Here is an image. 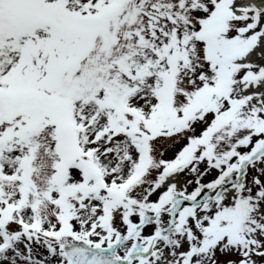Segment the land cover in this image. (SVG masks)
Here are the masks:
<instances>
[{
	"label": "snow or ice",
	"instance_id": "6c2138e0",
	"mask_svg": "<svg viewBox=\"0 0 264 264\" xmlns=\"http://www.w3.org/2000/svg\"><path fill=\"white\" fill-rule=\"evenodd\" d=\"M0 264H264V0H0Z\"/></svg>",
	"mask_w": 264,
	"mask_h": 264
}]
</instances>
